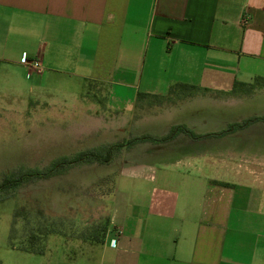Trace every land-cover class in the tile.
I'll use <instances>...</instances> for the list:
<instances>
[{
    "label": "crops",
    "instance_id": "obj_1",
    "mask_svg": "<svg viewBox=\"0 0 264 264\" xmlns=\"http://www.w3.org/2000/svg\"><path fill=\"white\" fill-rule=\"evenodd\" d=\"M256 78L264 79V0H0V85L30 81L40 97L58 79L104 83L132 126L167 118L174 130L161 146L142 141L141 154L178 151L172 162L119 171L93 249L46 250L39 263L264 264V111L244 110L264 109V85L233 92ZM175 84L207 91L153 103ZM199 103L209 112L190 123L184 108Z\"/></svg>",
    "mask_w": 264,
    "mask_h": 264
},
{
    "label": "rangeland",
    "instance_id": "obj_2",
    "mask_svg": "<svg viewBox=\"0 0 264 264\" xmlns=\"http://www.w3.org/2000/svg\"><path fill=\"white\" fill-rule=\"evenodd\" d=\"M56 83L57 89L40 97L37 87L30 89V81H26L25 88L0 85V180L19 169L43 171L55 160L86 150L105 154L110 148V158L103 163L69 165L53 177L18 187L11 197L1 201V264H18L23 258L29 259L22 260L23 264L47 263L46 259L39 263L42 254L14 251L9 246L11 235L19 246H25L30 235H37L39 238L31 240L34 249L50 250L53 255L65 251L72 256L93 249V235L98 234L94 240L103 238L108 196L115 190L119 171L138 162H172L178 155L169 145L159 152L141 154L149 146L142 141L158 147L162 139L173 134L174 130L165 128L167 118H151L144 125L132 126L129 113L115 111L109 103L104 83L66 79ZM245 99L247 105L256 103ZM124 101L114 105L119 108L126 104ZM208 105L191 104L184 108V114L190 123H198L208 114ZM224 106L219 103L218 111L227 112ZM244 110L264 111L260 103L259 107ZM178 116L175 114L174 122L179 121Z\"/></svg>",
    "mask_w": 264,
    "mask_h": 264
},
{
    "label": "trees",
    "instance_id": "obj_3",
    "mask_svg": "<svg viewBox=\"0 0 264 264\" xmlns=\"http://www.w3.org/2000/svg\"><path fill=\"white\" fill-rule=\"evenodd\" d=\"M263 85H264V79L262 78H256L250 84L236 82L233 87V92L235 94L239 92L249 93L252 92L254 89L263 87ZM205 91L207 90L197 86H191L187 84H175L169 88L168 94L166 96H153V98L156 100L157 103H162L163 100H165L166 98L182 100L184 98L192 97L198 93H204ZM118 147H123V145H120ZM111 151L112 149L109 148L108 150L105 151V154H102L98 150H86L76 153L71 157H64L55 160L49 165L47 169L43 171L37 169H32V170L19 169L17 172L4 175L0 180V202L7 199L8 197H11L12 194L14 193L13 191L18 187L29 182L53 177L57 175L62 169H64L69 165L90 164L94 162H98V163L107 162L108 160L107 158H110ZM220 185L226 186L227 184H220ZM97 235L98 234L93 235V240L96 239ZM37 238H39V236L30 235V241L26 242L27 244L25 246H23L24 243H22V246H19V244L14 243V240L16 239L14 236L11 235L9 246L12 249L20 250L26 253L42 254L43 250L34 249L33 246L35 244L33 241H31L33 239L36 240Z\"/></svg>",
    "mask_w": 264,
    "mask_h": 264
},
{
    "label": "built area",
    "instance_id": "obj_4",
    "mask_svg": "<svg viewBox=\"0 0 264 264\" xmlns=\"http://www.w3.org/2000/svg\"><path fill=\"white\" fill-rule=\"evenodd\" d=\"M21 64L24 65V66H27L28 68H31L35 71H38L40 70V64L39 62L37 61H29L27 58H22L21 59Z\"/></svg>",
    "mask_w": 264,
    "mask_h": 264
}]
</instances>
